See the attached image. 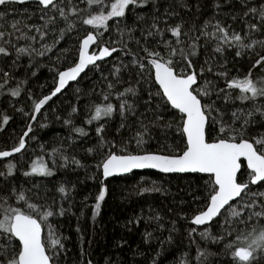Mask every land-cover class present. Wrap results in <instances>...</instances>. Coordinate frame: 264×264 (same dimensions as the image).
I'll return each mask as SVG.
<instances>
[{"label":"snow or ice","instance_id":"snow-or-ice-1","mask_svg":"<svg viewBox=\"0 0 264 264\" xmlns=\"http://www.w3.org/2000/svg\"><path fill=\"white\" fill-rule=\"evenodd\" d=\"M147 2L0 0L4 8L13 4H35L41 21L39 25L22 21L0 24V63L7 65L11 60L15 65L21 57L27 56L31 67L36 57H45L47 53L63 63L62 68L50 69L55 76L48 94L42 98L27 94V99L32 101L30 112L15 109L27 118L26 130L10 148L0 149V161H3L0 163L3 178L0 181L3 185L0 187V264H60L59 256L64 250L62 238L51 225L45 235V222L57 214L54 201L52 205L30 202L29 192L39 197L35 182L33 189L27 190L13 183L15 172L19 170L17 154L24 153L26 138L33 132L31 122L53 97L69 82H78L86 69L99 71L102 65L98 61L112 63L106 58L114 54L119 58L121 52L130 57L129 61L114 65L108 76L101 73L104 81L98 93L101 100L91 104L85 121L88 125L95 122L97 136L96 148L87 151L93 156H102L95 165L101 184L95 197V210L98 211L105 200L107 189L103 182L110 177L131 173L134 169H152L163 174H203L201 178L206 177L208 194L204 206L190 218L191 225L203 226L202 238L222 243L225 254L231 256L230 264H264V133L257 129V125L264 129V39L255 38L264 37V4L253 7L248 0H243L239 17L231 16L241 22L239 29L215 17L214 23L206 21L203 27L187 30L183 22L169 26L164 19L161 28L154 18L147 28L139 29V37H136V20L129 25L128 19L132 15L143 20L135 10ZM221 2L214 7L220 9ZM3 20L4 15L0 14V21ZM113 29L118 39L112 38ZM81 31L83 37H80ZM169 33L171 38L166 35ZM72 34L78 40L76 54L69 56V49L60 45ZM21 40L26 42L24 46H18ZM37 43L39 48L35 46ZM201 48L206 53L211 49L202 63L196 59ZM230 51L232 61L248 59L243 73L239 68L235 73L229 68ZM12 79L11 73L0 69V91L7 90L11 97H20L26 81L11 87ZM141 81L150 85L144 112L137 110L143 98V89L137 87ZM93 93L96 94L95 89ZM153 100L156 101L154 110L151 108ZM72 112L77 109L73 108ZM165 112L171 114V120L163 115ZM116 116L120 120L117 134L122 135L125 128L132 131L135 126L129 142L121 141L118 147L115 139L109 140L104 135L105 126ZM11 120L12 117L5 114L0 124L7 126ZM161 122L164 128L175 129L179 145L165 143L158 151L129 149L133 140L137 149L147 144L152 139L151 130L160 127ZM64 123L70 124L71 120L66 119ZM73 130L81 136L88 134L84 128ZM0 131H5V127H0ZM51 155L53 167L57 163L60 167H84L80 160L59 149L53 148ZM29 168L30 171L23 172L25 177L46 178L54 174L41 157L32 161ZM57 191L62 198L67 195L63 186ZM58 214L64 215L62 207ZM214 224L222 231L212 236L210 230ZM196 230L193 228L192 232ZM198 253V259L204 256L199 249Z\"/></svg>","mask_w":264,"mask_h":264},{"label":"trees","instance_id":"trees-1","mask_svg":"<svg viewBox=\"0 0 264 264\" xmlns=\"http://www.w3.org/2000/svg\"><path fill=\"white\" fill-rule=\"evenodd\" d=\"M218 2L221 0H148L144 7L135 10L143 20L130 15L128 24L132 25L136 20L137 31L134 34L136 37H139V29L147 28L154 18H157L161 28L164 27V19H167L169 26L183 22L187 30L203 27L206 21L214 23L215 17L239 29L242 26L241 22L239 19L233 20L231 16L239 17L243 0H222L220 9L214 7ZM248 3L253 7H259L264 4V0H248ZM0 14L4 15V20L0 21V24L11 25L15 21H22L28 25L41 23L35 4H13L8 8L0 6ZM83 35L84 32L81 31L80 37ZM166 35L171 38L170 33ZM107 36L106 33L105 37ZM112 38L118 39L115 29L112 30ZM255 38L264 39L262 36ZM77 40V36L72 34L66 41L61 42L60 47L68 48L67 55L74 56ZM25 43L21 40L18 46H24ZM35 46L39 48L40 44L37 43ZM132 46L135 47L134 44ZM200 53L196 59L202 63L206 56L211 54V49L209 48L206 53L201 48ZM228 57L229 68L233 73L236 68H239L241 73L247 68V58H236L232 61L231 51ZM129 59L130 57L121 52L119 58H115L114 55L110 59L112 63H100L102 67L99 71L88 70L76 85L40 113L33 124V132L26 139L24 153L18 155L19 170L15 172L13 183L27 190L33 189L35 182L39 197L37 198L35 192H29L28 195L32 197L30 202L52 205L54 201L57 214L45 222V235L48 225H51L55 233L62 238L64 250L59 256L60 264H88V261H91V264H230L231 256L225 254L222 243H214L209 237L202 238L200 232L203 228H196V232H192L195 227L191 225L190 218L204 206L208 194L206 177L202 179V175L164 176L154 172H138L127 177L105 180L103 182L107 189L105 200L101 202L98 211L94 208L95 197L101 187L95 165L102 156L99 154L93 156L87 151L89 148H96L97 136L95 122L88 125L85 121L91 104L101 100L98 95L104 86L101 73L108 76L109 72L114 70V65L118 66L121 61L127 63ZM62 67L63 63H58L56 56L51 53H47L45 57H36L31 67L27 56L21 57L15 65L11 60L7 65L0 63V69L7 70L13 76L10 81L11 87H15L18 82L26 81L20 97L13 98L7 94V90L0 91V119L5 114L12 117L9 125L0 124V127H5V131H0V149L5 146L10 148L26 130L27 118L22 117L15 109L24 108L26 112H30L32 101L27 99V94H32L34 98H42L48 94L53 87L55 76V72L50 69ZM33 72L35 75H32ZM127 75L125 72V76ZM137 87L143 89L141 92L143 98L140 99L137 110L144 112L146 110L144 101L148 99L150 85L141 81ZM93 89L96 94L93 93ZM152 91L154 92L155 88H152ZM16 100H19V103H15ZM73 108H76L77 112L73 113ZM151 108L153 110L156 108L155 100ZM148 115L151 117L152 113L149 112ZM163 115L167 120L172 118L168 112ZM66 119L71 120V123L65 124ZM119 123V117H114L105 126L104 133L109 140L115 139L117 147L121 141L128 143L135 131V126L132 131L125 128L122 135H119L116 131ZM163 123L151 130L152 139L141 149H137L134 140L130 143L129 149L133 152L158 151L165 143L179 145V141L175 139V129H166ZM74 128H84L88 134L81 136L73 130ZM257 129L264 133V129L259 125ZM53 148L61 150L69 157L74 156L84 167L76 168L72 165L60 167L59 163L53 167L51 155ZM37 157L43 158L49 167H52L54 173L52 176L41 178L23 175L24 171H30L29 165ZM2 179L0 177V181ZM2 186L0 184V187ZM60 186L65 187L67 192L63 198L57 191ZM145 188H159L161 191H142ZM61 207L64 209L62 216L58 214ZM239 227L243 228L242 225ZM210 231L212 236H215L222 230L214 224ZM235 234L234 229L233 235ZM198 249L204 253L200 259Z\"/></svg>","mask_w":264,"mask_h":264},{"label":"water","instance_id":"water-1","mask_svg":"<svg viewBox=\"0 0 264 264\" xmlns=\"http://www.w3.org/2000/svg\"><path fill=\"white\" fill-rule=\"evenodd\" d=\"M26 4H29V3H25V4H18V5H26ZM93 51L95 50V48L93 47V49H92ZM115 55V54H114ZM112 57H109V58H106L107 60H110ZM98 64H100V63H102V61H98L97 62ZM89 67H91V66H89ZM87 71H88V69H86L85 70V72L87 73ZM85 75V73H82L81 74V77H83ZM82 78H78V82L81 80ZM78 82H76V81H73V82H69V84L62 90V92L61 93H58L57 94V96L56 97H53V99L51 100V101H49L48 102V104H46L45 106H44V108L41 110V112L45 109V108H47L51 103H53L54 102V100L55 99H57L58 97H60L61 95H63L68 89H70L72 86H74V85H76ZM40 115V113L39 114H37V118H38V116ZM37 120V119H36ZM35 120V121H36ZM35 121L34 122H31L32 123V125L35 123ZM27 139V138H26ZM26 149V148H25ZM25 151V150H24ZM18 155H20V154H17V156ZM9 159H11V158H9ZM1 162H3V161H0V163ZM144 173V172H154V173H158V174H162V175H164V176H171V175H202L203 176V174H195V173H184V174H163V173H159L158 171H156V170H152V169H143V170H138V169H134L131 173H127V174H123V175H120V176H115V177H110V178H108L107 180H111V179H114V178H120V177H127V176H129V175H131V174H133V173ZM195 228H197V229H201V228H203V226H201V227H197V226H195V225H193Z\"/></svg>","mask_w":264,"mask_h":264}]
</instances>
